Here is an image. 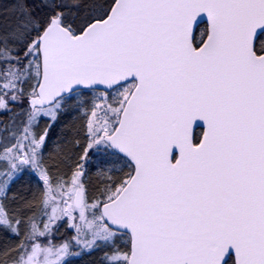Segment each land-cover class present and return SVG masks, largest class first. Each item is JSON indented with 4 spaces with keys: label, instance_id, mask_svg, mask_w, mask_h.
<instances>
[{
    "label": "snow or ice",
    "instance_id": "1",
    "mask_svg": "<svg viewBox=\"0 0 264 264\" xmlns=\"http://www.w3.org/2000/svg\"><path fill=\"white\" fill-rule=\"evenodd\" d=\"M0 117V264H264V0H0Z\"/></svg>",
    "mask_w": 264,
    "mask_h": 264
},
{
    "label": "trees",
    "instance_id": "2",
    "mask_svg": "<svg viewBox=\"0 0 264 264\" xmlns=\"http://www.w3.org/2000/svg\"><path fill=\"white\" fill-rule=\"evenodd\" d=\"M5 3H9L10 0H4ZM206 29L205 24L200 25L199 29L196 31L197 40L200 38V34ZM26 105V104H25ZM22 106V105H21ZM18 111V110H16ZM0 119H5L0 117ZM46 126V123L42 122L39 125L38 130ZM85 124L82 122V118L75 114H61L57 124L55 125V132L52 135V138L48 142L47 150L44 152V162L47 165H51L54 160L62 156L63 162L61 163L60 172H68L72 162L81 155L82 152L80 149L84 147L85 144ZM80 139V149H73V144L68 143L69 140L75 141V139ZM76 152V156H73L72 160H67L68 156L72 155V152ZM83 163L84 161H80ZM59 174V173H55ZM105 179V177L100 176L96 171H90L85 180L88 189V195L94 196L97 195V186L98 184ZM37 191L33 177L30 173L25 172L24 174L18 176L10 185L8 192V204L12 207V200L14 194L17 196H27L32 197L33 193ZM72 230L61 228L60 234L55 238V242H59L64 239L66 236H70ZM99 252L95 253L92 256H84L83 258H72L73 264H94V261H97L100 258Z\"/></svg>",
    "mask_w": 264,
    "mask_h": 264
},
{
    "label": "rangeland",
    "instance_id": "3",
    "mask_svg": "<svg viewBox=\"0 0 264 264\" xmlns=\"http://www.w3.org/2000/svg\"><path fill=\"white\" fill-rule=\"evenodd\" d=\"M20 107H27V105H22V106H20ZM16 110H18L19 111V108H16V109H14V111H16ZM75 115H78V116H80L81 118H82V122L84 123V124H86V118L83 116V115H80V114H75ZM22 120H26V117H24L23 115H20V116H18L17 118H16V123L17 124H20V122L22 121ZM42 122H44V123H46V120H41ZM45 127V126H44ZM43 130V129H42ZM37 131H39L38 129H37ZM41 131V130H40ZM84 163V162H83ZM96 163H97V161L96 160H92V165L94 166V165H96ZM4 171V169H3V167L2 166H0V173H2ZM90 171H96L95 170V167H88L87 168V170H86V178H85V180H87V177H88V174H89V172ZM97 172V171H96ZM6 177L4 176V175H0V180H3V179H5ZM13 181H11L10 182V184L12 183ZM33 182H34V185H35V187H36V189H37V183H36V181H35V179H34V177H33ZM101 255V254H100Z\"/></svg>",
    "mask_w": 264,
    "mask_h": 264
},
{
    "label": "water",
    "instance_id": "4",
    "mask_svg": "<svg viewBox=\"0 0 264 264\" xmlns=\"http://www.w3.org/2000/svg\"><path fill=\"white\" fill-rule=\"evenodd\" d=\"M202 24H205V26L207 27L206 17H205V20H201V24L200 25H202Z\"/></svg>",
    "mask_w": 264,
    "mask_h": 264
}]
</instances>
